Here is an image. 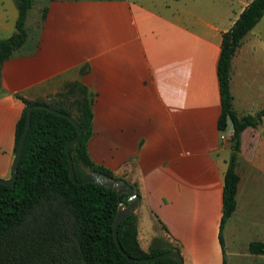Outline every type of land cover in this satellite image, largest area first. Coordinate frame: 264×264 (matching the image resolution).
I'll return each mask as SVG.
<instances>
[{"label":"crops","instance_id":"crops-1","mask_svg":"<svg viewBox=\"0 0 264 264\" xmlns=\"http://www.w3.org/2000/svg\"><path fill=\"white\" fill-rule=\"evenodd\" d=\"M249 1L45 0L32 14L31 0L25 39L0 65V178L11 173L17 96L57 100L77 82L92 93L90 160L137 190L141 249L159 237L183 264H264L248 250L264 244V116L238 134L235 207L220 227L234 130L217 126L216 63ZM16 17L14 0H0V39ZM229 92L237 115L264 106V13L231 57Z\"/></svg>","mask_w":264,"mask_h":264},{"label":"trees","instance_id":"trees-1","mask_svg":"<svg viewBox=\"0 0 264 264\" xmlns=\"http://www.w3.org/2000/svg\"><path fill=\"white\" fill-rule=\"evenodd\" d=\"M17 17L14 31L0 39V65L25 39L24 19L31 0H14ZM264 13V0H250L229 28L221 33L216 63L220 113L219 130L226 120L233 126L230 154L223 174L220 227L235 207V155L238 134L246 126H256L264 116V106L253 115H237L232 109L229 92L230 60L242 37ZM1 91V90H0ZM15 123L14 147L24 126L26 107L43 103L68 116L81 128V136L69 147L76 180L88 172L97 171L109 178L112 172L94 164L87 152L86 141L91 130L92 93L75 82L67 84L57 94V100H27ZM76 134L74 125L64 116L34 108L26 133L12 185L0 183V264H176L170 257L152 261H128L117 249L113 237V217L119 201L114 189L86 182L74 184L68 174L65 143ZM135 193L138 195L135 186ZM117 240L130 257L141 258L165 252L174 245L159 237L151 240L146 250L137 240L134 213L122 218L116 228ZM219 242L222 239L219 233ZM251 254H264V244H248ZM224 264V260H223Z\"/></svg>","mask_w":264,"mask_h":264},{"label":"water","instance_id":"water-1","mask_svg":"<svg viewBox=\"0 0 264 264\" xmlns=\"http://www.w3.org/2000/svg\"><path fill=\"white\" fill-rule=\"evenodd\" d=\"M34 108L45 109V110H48V111H50L56 115L64 116L74 125V127L76 129V134L72 138H70L64 145V152H65L66 159H67L69 178L74 184L80 185V184H83L86 182H92V183L100 184V185H103L105 187L114 189L117 195H119V194H125L126 195V199L124 202L119 201L117 208H116V211H115V214H114V217H113L112 237H113V241H114L117 249L119 250V252L128 261H152V260H155V259L160 258V257H170V258H173L175 260L176 264H183L182 258L179 254V251L176 248H171L165 252H162V253L154 255V256H147V257H141V258L130 257L123 251V249L121 248V246L117 240L116 228H117L119 222L122 220L123 217L133 213L136 210L138 203H139L138 195L135 193L131 184H129L125 179H123L121 177L109 178V177H107V176H105V175H103L97 171H90L81 180H76L75 176H74V170L72 167L70 154H69V147L74 145L76 143V141L80 138L81 128L79 127V125L76 123V121L71 116H68V115H66V114H64V113H62V112H60L54 108H51V107L47 106L46 104L33 103V104H30L29 106L26 107L24 126H23L21 133H20V137H19L17 145L14 149V153H13V157H12L10 177L8 179L0 178V183L5 184V185H12L14 183L18 160L20 157V153L22 150V146H23V143L25 140L26 133H27V131L29 129V125H30L31 111Z\"/></svg>","mask_w":264,"mask_h":264},{"label":"rangeland","instance_id":"rangeland-1","mask_svg":"<svg viewBox=\"0 0 264 264\" xmlns=\"http://www.w3.org/2000/svg\"><path fill=\"white\" fill-rule=\"evenodd\" d=\"M43 2H45V0H33L32 14H35V7L40 6ZM238 251H239V253H244L245 252L244 249L242 250V248L240 246L238 247ZM226 252L229 253V250H228L227 247H226ZM246 260H247V258H246Z\"/></svg>","mask_w":264,"mask_h":264},{"label":"built area","instance_id":"built-area-1","mask_svg":"<svg viewBox=\"0 0 264 264\" xmlns=\"http://www.w3.org/2000/svg\"><path fill=\"white\" fill-rule=\"evenodd\" d=\"M219 138H220L221 140H224V136H223L222 134L219 135Z\"/></svg>","mask_w":264,"mask_h":264}]
</instances>
